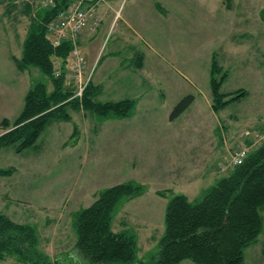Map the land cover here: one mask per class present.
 I'll list each match as a JSON object with an SVG mask.
<instances>
[{
  "label": "rangeland",
  "instance_id": "374dc122",
  "mask_svg": "<svg viewBox=\"0 0 264 264\" xmlns=\"http://www.w3.org/2000/svg\"><path fill=\"white\" fill-rule=\"evenodd\" d=\"M14 1L22 4L18 12L26 4L39 8L41 0ZM127 1L100 4L101 27L92 36L79 37V47L92 84L96 76L111 74L109 64L123 63L122 68H111L123 81L116 86L105 79L104 96L114 92L122 98L132 96L136 104L130 117L104 119L69 110L71 120L49 123L32 147L20 153L14 146L0 150V169L14 170L0 176V213L32 226L38 249L52 264H91L75 249L72 214L89 206L103 189L124 182L140 184L143 193L119 203L111 229L145 236L136 237L137 258L139 264H150L159 251L171 196L198 200L231 172L220 166L240 144L248 141L252 151L264 142V0H165L169 14L143 13L141 22L130 26L125 19L134 20L139 11ZM155 1L163 6L162 0ZM7 2L0 0V121L12 122L35 83H44L48 91L52 83L36 67L20 77L10 71V56L20 57L29 20L27 15L14 20L4 12ZM132 53L147 59L142 72L148 80L145 94L137 89L131 94L136 86L128 78L139 77L131 73ZM213 57L222 69L217 79L226 72L220 92L245 93L217 113L211 108ZM64 86L75 91L72 84ZM99 95L97 100L104 102ZM186 95L194 97L193 103L170 121L174 105ZM140 96L142 100H136ZM262 215L261 233L245 250V264H264ZM0 264L19 263L9 257Z\"/></svg>",
  "mask_w": 264,
  "mask_h": 264
},
{
  "label": "trees",
  "instance_id": "16d2710c",
  "mask_svg": "<svg viewBox=\"0 0 264 264\" xmlns=\"http://www.w3.org/2000/svg\"><path fill=\"white\" fill-rule=\"evenodd\" d=\"M52 5L37 9L30 18L20 58L11 56L16 68L23 72L38 68L52 83L48 91L44 83H35L25 94L20 114L10 122L0 121V150L14 146L17 153L32 147L47 125L69 122V110L91 112L100 118H129L136 101L123 99L99 102L101 88L87 83L82 97L64 86L63 79L54 76L53 58L68 64L72 45L69 41L52 47L47 35V24L74 0H52ZM40 6V5H39ZM264 15V11L262 12ZM215 57L210 67L211 108L217 113L233 101L245 96L221 93L226 72ZM186 95L173 107L169 119L174 121L193 103ZM76 132V127L73 133ZM246 137V135H244ZM244 144V143H242ZM240 144V146L242 145ZM245 140L244 145H248ZM239 146V147H240ZM13 169H0V176L12 175ZM142 186L124 182L100 191L87 207L72 214L71 223L76 235L75 249L80 259L91 264H139L136 237L127 230L113 232L111 224L119 203L141 196ZM165 196V192H157ZM264 213V142L249 152L242 164L205 191L196 201L176 194L167 201L164 212V233L159 240V251L150 264H245L244 252L261 233ZM38 237L30 225L15 223L0 213V261L16 258L19 264H52L38 249Z\"/></svg>",
  "mask_w": 264,
  "mask_h": 264
},
{
  "label": "built area",
  "instance_id": "2783aa9c",
  "mask_svg": "<svg viewBox=\"0 0 264 264\" xmlns=\"http://www.w3.org/2000/svg\"><path fill=\"white\" fill-rule=\"evenodd\" d=\"M104 2L106 0H74L47 24L48 40L52 47H57L64 41H69L72 45L65 69L61 67V61L58 58H53L54 76L61 77L66 84H72L75 89L74 97L79 99L89 81L86 76L85 57L77 40L80 34H91L98 29L101 17L97 8ZM52 3V0H41L40 6L46 8ZM249 152L250 148L242 144L231 153L229 162L220 166L221 171L224 172L227 168L242 164Z\"/></svg>",
  "mask_w": 264,
  "mask_h": 264
},
{
  "label": "crops",
  "instance_id": "0c3cea01",
  "mask_svg": "<svg viewBox=\"0 0 264 264\" xmlns=\"http://www.w3.org/2000/svg\"><path fill=\"white\" fill-rule=\"evenodd\" d=\"M4 1V0H3ZM6 1H8L7 2V4H6V7H5V9H4V12H8V14H11V16H13L14 17V20H15V18H16V16L17 15H23V16H28V20H29V22H30V18H32V17H34L35 16V13H36V11H37V9H39V8H41L40 6H39V8H37V9H32V8H30V4H26V5H24L22 8H20V10L18 11L20 14H18V12H17V6L19 5H22V4H17V2L16 1H14L13 3H11V0H6ZM108 1V0H107ZM106 1V2H107ZM129 1H131L130 3H132L131 5L132 6H134V8L137 10V11H139V15H138V17H136L134 20L133 19H131V18H126L125 19V22H124V24H126V25H128V26H130L131 24H133V25H135V23L136 22H141V19L139 18L143 13H148V14H153V15H157L158 17H162L158 12H157V10H159V11H162V13H165V14H169L170 13V11H169V6L165 3V0H158V1H161L162 2V4H163V6L162 5H160L158 2H156L155 0H128L127 2H129ZM164 2V3H163ZM32 7V6H31ZM98 12H99V9H100V5L98 6ZM106 11V10H105ZM118 13V12H117ZM136 13H138V12H135L134 14H136ZM162 19H165V17H163ZM20 22H22V21H20ZM24 22V21H23ZM29 22L27 23V27H28V25H29ZM15 23H16V21H15ZM102 23V22H101ZM17 25H20V23H19V20H17ZM101 27V24H100V26H99V28ZM99 28L97 29V31L99 30ZM25 30H26V28H25ZM25 30H24V32H23V34L25 33ZM27 31V30H26ZM88 35L89 33H82V34H80L79 35V37H81L82 35ZM93 35V33L92 34H89V36H92ZM79 37H78V45H79ZM80 46V45H79ZM12 56V55H11ZM11 56H10V60H11ZM21 56V55H20ZM13 57H15V58H17L16 56H13ZM20 58V57H19ZM131 61H132V63H133V71L131 72L133 75H135L136 73L137 74H139V77H134V78H128V79H130V81H131V83L132 84H135V86H136V88L134 89L133 87V93H131V94H134V93H136V89L137 90H140V91H144V92H141V93H143V94H145V90H146V88H144L143 89V87H144V85H146V83H147V79H146V77L145 78H143L144 77V74L142 73V72H144V70H145V67H146V63H147V59H146V57L145 56H141V57H138L137 56V53H132V55H131ZM110 66H109V72H111V74L110 75H108L107 74V76L105 77V76H103V75H100V76H96L95 78H94V80H93V84L94 85H97V86H99V87H101V93H100V95H99V98H105L104 100V102H108V101H111V102H115V101H120V100H123V99H132L133 97L131 96V97H127V98H122V97H119L120 95H118L117 94V92H114L113 94H111V97H109V96H104V90H105V88L103 87V81L106 79V80H108V81H113V83H115V85L116 86H118V83L120 82V81H123V78H122V76L121 75H116V76H113V71H111V68H113V67H115V69L116 68H122L123 67V63L122 62H120V63H112V64H109ZM28 70V69H27ZM10 71L12 72V74H13V76H15V77H20L19 75H23L22 73L23 72H25V71H23V72H21V71H19L17 68H16V66H15V64L13 63V61L11 60V69H10ZM116 73V72H115ZM91 80H92V78H91ZM134 80H135V82H134ZM145 82V83H144ZM114 85V86H115ZM113 86V87H114ZM115 91H120V89H116ZM25 96V95H24ZM121 98V99H120ZM136 98V100L138 99V101H141L142 100V97L140 96L139 98L138 97H135ZM135 100V99H134ZM102 102V101H101ZM213 176L215 175V173L213 172V174H212ZM161 198H163V197H161ZM262 217H263V215H262ZM135 237H145V236H135ZM136 241H137V239H136ZM256 243V242H255ZM254 243V244H255ZM142 258V257H141ZM245 259V258H244ZM179 264H191V262H189V261H183V262H181V263H179Z\"/></svg>",
  "mask_w": 264,
  "mask_h": 264
}]
</instances>
